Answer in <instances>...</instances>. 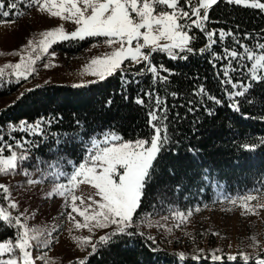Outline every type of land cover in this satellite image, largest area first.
<instances>
[{
  "label": "snow or ice",
  "instance_id": "1",
  "mask_svg": "<svg viewBox=\"0 0 264 264\" xmlns=\"http://www.w3.org/2000/svg\"><path fill=\"white\" fill-rule=\"evenodd\" d=\"M219 2L220 0H183L182 6L181 0H0V17L5 19L22 17V9H34L74 24V30L65 31L62 26L51 27L39 33L38 38L29 39L23 45L18 62L0 68V86H10L21 79L27 80L36 71L35 65L42 56H56V52L50 51V48L57 42L78 43L86 38L103 37L104 44L110 46L112 51L103 57H93L85 66L86 71L95 79L83 80L72 87L90 90L88 85L105 81L107 77L116 74L120 76L123 98L128 100V85L139 84L137 77L151 74L153 88L143 93L148 98V103H145L139 93L134 97L136 104L147 108L146 123L149 129L147 134L138 133L136 139H125L115 130L114 125L89 129L87 122L82 124L79 118L61 135L59 128L52 130L62 122L63 117L60 114L47 119L39 116L34 122L20 119L18 123L6 120L4 124H0V133H3L6 126L10 136L5 141L3 135H0V174H20L28 185L53 180L54 186L47 196H59L65 200L70 197L72 203L71 211L67 213L68 219L75 228L88 230L89 235L73 237L84 255L72 264H91V257L98 256L102 250H111L121 242H134L133 238L142 237L144 233L140 231V225L145 219L140 211L151 189L157 190L160 203L164 204L166 200L163 197L168 193L169 182H175V193L178 195L194 178L197 181H210L208 167H203L199 172L194 170L203 163L200 149L186 145L189 137L182 136L177 129L179 124L187 121L188 113H192L194 119L191 121V132L197 133V123L204 127L201 116L197 115L200 106H203L206 117L215 119L216 106L224 103V97L213 95L201 83L198 89H193V95L199 99H187L185 114L181 116L176 112L170 117L166 98L156 91L155 85L159 82L164 86L165 93L174 99L178 93H168L166 86L170 83L169 78L160 75V70L169 74H172V70L163 63L159 66L154 64V54H166L172 61H186L190 56L208 54L213 68H216L217 61L227 60L228 64L220 65L223 71L220 86L226 95L227 106L234 112H241L242 102H251L249 96L258 85L264 88V42H261L264 30L255 32V39L253 32L245 31L242 40L238 24L235 30L220 27L218 40L222 52H217L213 48L217 44V29L209 30L207 24L210 11ZM224 3L264 13V0H224ZM194 30H199L207 40L199 49L193 44L198 40ZM228 37L233 42L231 48L226 46ZM235 45H239L240 51L236 50ZM129 60L136 65L143 63L139 72H134L131 78L129 70L123 66ZM49 66L50 63L44 64L45 68ZM232 72L239 76L234 78ZM32 91L34 89L25 90ZM25 92L20 93L17 99L24 98ZM261 95L264 96V91ZM111 104L112 99L109 98L103 107L109 108ZM170 128L175 131H170ZM14 133L26 134L30 139H22ZM40 137H43L40 143H45L49 138L53 139L50 150L58 153V160L49 163L47 168L34 167L30 170L27 162L35 159L39 164L41 161V157H33L35 141ZM259 146H264V136L259 137L258 143L249 140L240 145L249 152ZM181 148H185V151L181 152ZM169 153L172 154L171 159L168 158ZM66 157H74L78 162ZM60 160L65 161V169L59 167ZM67 166H71L70 171L66 170ZM81 181L92 185L96 190L95 195L100 198L95 200L89 197L91 202L84 208L75 204L79 198L72 194V189ZM211 186L215 189L219 182L213 179ZM0 189H3V200L9 202V209H18L17 202L7 195L9 188L0 184ZM199 191L203 194L205 188L201 187ZM214 198L227 199L229 203L239 199L242 207L248 211L254 210L247 203L254 199L251 195L229 198L225 196V188L220 187L219 192H214ZM171 208L172 205L169 204V209ZM190 211L191 209L189 213ZM74 213H78L83 221L76 219ZM172 215L184 218L182 211H172ZM27 218V211L13 215L11 211L0 207V226L15 231L14 240L8 238L0 242V264H34L31 242L36 241V247L41 244L47 246L50 234L43 229L30 228ZM96 229L108 231L96 236ZM147 239L152 240V237ZM152 242L155 243L154 240ZM251 247L264 251V245L257 241ZM177 255L183 259L185 254L180 252ZM195 258L199 259L198 256ZM35 259L48 264L43 255ZM236 259L234 255L227 256L228 261ZM239 259L244 264L253 259L256 264H264V258L257 257L256 253L240 251ZM211 260L216 264L222 260V256L214 252Z\"/></svg>",
  "mask_w": 264,
  "mask_h": 264
},
{
  "label": "trees",
  "instance_id": "2",
  "mask_svg": "<svg viewBox=\"0 0 264 264\" xmlns=\"http://www.w3.org/2000/svg\"><path fill=\"white\" fill-rule=\"evenodd\" d=\"M31 10L25 9L26 13ZM18 18L9 17L5 19L0 17V21ZM237 24L242 40L245 31L253 32L255 39V32L264 30V13L254 9L226 5L224 0H220L218 6H213L207 26L209 30L217 29L215 34L217 44L213 46L214 50L222 52L218 40V29L224 27L226 30L228 28L235 30ZM194 31L198 36V40L194 41L193 44L199 49L207 43V40L199 30ZM245 42L253 43L252 41ZM261 42H264V33H262ZM89 43L90 40L79 41L78 43L61 42L53 46L51 50L59 51L62 55L75 54L85 49ZM226 46L233 47L231 37L226 38ZM235 47L237 51H240L239 45H235ZM153 63L157 66L163 63L166 68L172 70V74H169L161 69L160 75L169 78L170 83L166 87L168 93L173 91L178 93L175 99L170 94L165 93L164 86H161L159 82L155 85L156 91L166 98V103L170 109V117L176 112H179L181 116L185 114L187 99H199L198 96L193 95V89H198L201 83L213 95L218 98L224 97V103L216 106L215 119L206 117L203 114V106H200L197 115L201 116L204 127L197 123L196 127L199 129L197 133L193 134L191 132V121L194 119L192 113H188L187 121L179 124L177 129L182 136L189 137L185 142L186 145H192L200 149L203 163L194 170L199 172L203 167H208L210 169V181H197L194 178L178 195L175 193V182H169L168 193L163 197L166 200L164 204L160 203L157 190L151 189L147 193L140 211V215L145 219V222L140 225V231L153 236L155 243L153 244V240H148L145 235L138 236L133 238L134 242H121L116 248L102 250L98 256L91 257V264H213L212 260L207 257L181 259L177 252L171 246H168L167 237L160 236V229L152 226L144 227L151 219L165 218L174 221L180 217L179 215L174 217L172 211H182L184 217L189 214V209L200 212L199 214L206 212V210L216 205L217 199L214 198V192L220 191V187L225 188V195L229 197H239L241 195L264 196V146H259L251 152L240 147L242 143L249 140L258 143L259 137L264 136V96L261 95L264 88L258 85L249 96L251 102H242L241 112H234L227 106L226 95L220 86V81L223 79V71L220 65L228 64L227 60L217 61L216 68H213L212 64L209 63L208 54L190 56L186 61H172L166 54L157 53L154 54ZM123 66L129 70V78H131L134 72H139L143 63L136 65L127 61ZM231 74L234 78L239 76L235 72ZM137 78L140 80L139 84L132 83L128 85V100L123 98L120 76L116 74L107 77L105 81L88 85L90 90L47 83L31 88L34 89L32 92L22 91L25 92V97L21 99H17L20 93H16L23 80L18 83L13 82L10 86H0V102L4 99L13 98L11 103L0 107V124H4L6 120L18 123L20 119L34 122L39 116H44L47 119L49 116L60 114L63 120L59 125H55L52 130L59 128L61 135L69 125L79 118L82 124L85 121L87 122L89 129H97L99 126L106 128L109 125H114L115 130L125 139H136L138 133L147 134L149 129L146 123L147 108L136 104L134 97L139 93L147 104L148 98L143 93L153 88L151 74L146 73ZM109 98L112 99L111 106L109 108L103 107ZM154 99L155 96H153ZM173 105H176V107H173ZM181 105L184 106L181 107ZM170 131L175 130L170 128ZM0 135H3L5 141L10 139L9 130L6 126ZM14 135L20 136L22 139H30L23 133H14ZM41 139L43 137L36 139V148L33 151V157L39 156L41 161L39 164L36 163L35 159L27 162L30 170L34 167L47 168L49 163H55L58 160V153L50 150L54 143L53 139L49 138L45 143H40ZM180 151L184 152L185 148H181ZM168 158H172L171 153L168 154ZM66 159H73L74 162H78L74 157H66ZM59 167L65 169V161L60 160ZM70 167L67 166L66 170L70 171ZM213 179L219 182V186L215 189L211 186V180ZM3 182L9 188L7 195L14 201L16 200L13 193L16 189L21 188L28 192L31 191V185H28L20 174L15 176L0 174V184H4ZM43 183L54 184V181L49 179ZM201 187L205 188L203 194L199 191ZM3 195V189H0V207L11 211L15 215L16 209H9V202L3 200ZM17 204L19 206L17 211L24 212L20 203L17 202ZM169 204L172 205L171 209H169ZM27 219L31 221L29 218ZM33 228L46 230L36 224ZM106 231L108 229H104V232ZM49 232L47 230V233ZM8 238L14 240V229L0 226V242ZM31 243H33L34 264H44L43 261L35 259L40 255L45 257L48 264H72L75 261H63L50 255H44L47 248L41 249L43 244L36 247V241ZM48 245L51 246L52 244ZM252 253H256L259 258H264V251ZM216 264H244V262L237 257L234 261L225 259L216 262ZM247 264H256V260L253 259Z\"/></svg>",
  "mask_w": 264,
  "mask_h": 264
},
{
  "label": "rangeland",
  "instance_id": "3",
  "mask_svg": "<svg viewBox=\"0 0 264 264\" xmlns=\"http://www.w3.org/2000/svg\"><path fill=\"white\" fill-rule=\"evenodd\" d=\"M181 4L184 6L183 0H181ZM22 11L24 15L18 19L0 21V68L6 64L18 62L23 45H26L29 39L38 38L39 33L57 26L64 27L65 31L74 30L72 21H65L34 9L27 13L25 9ZM85 40H90V43L81 52L75 54L62 55L59 51L51 50L53 46L61 42L52 45L50 51H55L56 56L41 57L35 65L36 71L30 74L27 80L21 79L23 83L19 86L16 94L47 83L72 87L83 80L95 79L86 71L85 66L93 57H103L109 54L112 48L104 44L103 37L86 38ZM129 62L131 61L129 60ZM45 63H50V66L45 68ZM12 99L11 97L2 100L0 107L11 103ZM4 185L6 184L4 183ZM53 186L54 184L48 183L31 185V191L19 188L13 195L15 200L20 203L22 210L27 211L31 221L27 219L26 222L30 228L36 224L46 231H50L47 246H41V249L47 248L44 255H50L63 261L76 260L82 256V251L77 247L73 237L89 235V233L87 229L75 228L72 221L68 219L67 213L71 211L72 203L70 197L65 200L59 196L55 198L47 196ZM95 192L92 185L81 181L72 189V194L79 198L75 204L84 208L91 202L89 197L99 200L100 198L95 195ZM253 197L254 199L247 202L254 209L253 211L242 207V202L239 199L234 203H229L227 199H217L216 205L202 214L191 211L183 219L178 217L174 221L165 218L151 219L144 228L152 226L160 229L159 234L167 237L168 246H171L177 253L183 252L184 258L196 259L195 257L198 256L211 259L215 252L222 256L221 261H223L229 254L239 257L240 251L251 254L259 251L251 247L254 241L264 245V207L259 206L264 205V196ZM19 213L16 209L15 215ZM73 215L76 219L83 221L78 213ZM103 232L104 229L94 230L96 236L104 234ZM144 235L146 238L152 237L153 240V236L147 233ZM217 249L219 251H216ZM4 258L6 259L7 256Z\"/></svg>",
  "mask_w": 264,
  "mask_h": 264
}]
</instances>
